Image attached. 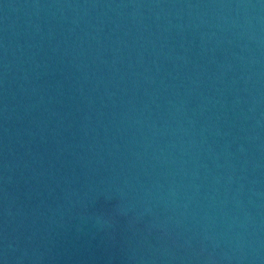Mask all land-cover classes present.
Instances as JSON below:
<instances>
[{"label": "water", "instance_id": "95a60500", "mask_svg": "<svg viewBox=\"0 0 264 264\" xmlns=\"http://www.w3.org/2000/svg\"><path fill=\"white\" fill-rule=\"evenodd\" d=\"M0 264H264V0H0Z\"/></svg>", "mask_w": 264, "mask_h": 264}]
</instances>
